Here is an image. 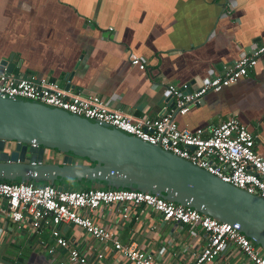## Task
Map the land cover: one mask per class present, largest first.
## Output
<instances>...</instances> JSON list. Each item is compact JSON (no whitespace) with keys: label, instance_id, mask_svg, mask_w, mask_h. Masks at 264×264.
I'll list each match as a JSON object with an SVG mask.
<instances>
[{"label":"crops","instance_id":"obj_1","mask_svg":"<svg viewBox=\"0 0 264 264\" xmlns=\"http://www.w3.org/2000/svg\"><path fill=\"white\" fill-rule=\"evenodd\" d=\"M227 3L231 16L224 13ZM262 42L264 0H0V61L10 59L11 74L46 78L62 89L68 83L64 90L93 93L133 118H158L170 102L167 85L190 92ZM131 56L143 70L130 65ZM263 114L264 56L234 85L205 95L173 120L205 136L233 117L257 136L254 151L264 159ZM88 216L121 243L160 253L161 264H191L205 244L199 228L179 229L142 206L128 207L127 218L115 209ZM49 230L43 225L29 236L28 223L18 230L0 201V263L56 264L65 252L46 255ZM58 230L69 247L91 257L99 249L80 229L67 224ZM95 264L126 262L110 249ZM211 264L251 263L227 247Z\"/></svg>","mask_w":264,"mask_h":264},{"label":"built area","instance_id":"obj_2","mask_svg":"<svg viewBox=\"0 0 264 264\" xmlns=\"http://www.w3.org/2000/svg\"><path fill=\"white\" fill-rule=\"evenodd\" d=\"M224 13L232 15L231 3H227ZM263 56L264 42L242 53L220 74L205 80L190 92L186 91V85L179 88L167 85L169 105L158 118L153 119L130 117L110 109L106 101L93 93H71L60 88L55 81L32 75L0 72V97L37 101L112 126L150 145H157L222 182L264 200V159L254 151L256 135L233 117L211 127L205 136L200 129L189 131L179 128L173 120L176 115H185L205 95L234 85ZM129 63L139 70L144 69L136 56H131ZM262 119L264 121V114ZM0 201H3L7 219L16 224L18 230L28 223L29 236L39 233L43 225L49 227L46 255L53 257L55 248L65 252V256L55 260L56 264H95L110 249L126 264H161L160 253L151 256L133 243H121L116 234L88 216L99 209H115L122 218H127L130 206H142L162 221L176 224L179 229L199 228L204 233L205 244L199 252L192 254L191 264H211L227 247L236 249L251 264H264V253L260 247L243 235L237 224L217 222L196 210L150 193L93 188L56 191L55 187L47 184L0 181ZM67 224L80 229L99 245L93 257L68 246L58 230V226Z\"/></svg>","mask_w":264,"mask_h":264},{"label":"water","instance_id":"obj_3","mask_svg":"<svg viewBox=\"0 0 264 264\" xmlns=\"http://www.w3.org/2000/svg\"><path fill=\"white\" fill-rule=\"evenodd\" d=\"M12 68L10 59L0 61V72ZM0 181L43 183L56 191L87 181L93 189L150 193L237 224L264 253V200L157 145L37 101L0 97Z\"/></svg>","mask_w":264,"mask_h":264},{"label":"trees","instance_id":"obj_4","mask_svg":"<svg viewBox=\"0 0 264 264\" xmlns=\"http://www.w3.org/2000/svg\"><path fill=\"white\" fill-rule=\"evenodd\" d=\"M83 183H85V185H82ZM35 184V183H34ZM39 184V183H38ZM37 184V185H38ZM43 183H40V185H42ZM59 184H63L64 185V183H59ZM76 186H77V188H76V190H85V189H88L89 188V182H87V181H82L79 185L78 184H76ZM68 188H70V185L69 186H64V190H70V189H68ZM101 189H106V188H104V187H102Z\"/></svg>","mask_w":264,"mask_h":264},{"label":"rangeland","instance_id":"obj_5","mask_svg":"<svg viewBox=\"0 0 264 264\" xmlns=\"http://www.w3.org/2000/svg\"><path fill=\"white\" fill-rule=\"evenodd\" d=\"M48 153H50V152L48 151ZM51 154L54 155L53 153H51ZM38 185H40V183ZM82 185H85V183H83ZM76 188H77L76 184L73 183V184H70V188H68V189H70V190H76Z\"/></svg>","mask_w":264,"mask_h":264},{"label":"flooded vegetation","instance_id":"obj_6","mask_svg":"<svg viewBox=\"0 0 264 264\" xmlns=\"http://www.w3.org/2000/svg\"><path fill=\"white\" fill-rule=\"evenodd\" d=\"M54 154V153H53ZM52 155L51 153H49V156Z\"/></svg>","mask_w":264,"mask_h":264}]
</instances>
